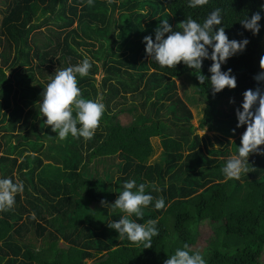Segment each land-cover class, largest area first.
<instances>
[{
  "label": "trees",
  "instance_id": "1",
  "mask_svg": "<svg viewBox=\"0 0 264 264\" xmlns=\"http://www.w3.org/2000/svg\"><path fill=\"white\" fill-rule=\"evenodd\" d=\"M0 4H6L0 26V178L20 183L14 175L19 172L33 190L21 181L26 196L18 193L13 207L0 211V264H87V260H92L90 264H164L184 244L200 252L206 264H264V152L249 156L248 171L239 179H225L222 168L238 151L242 135L238 122L216 117L222 98L261 88L264 82L254 79L264 56V19L258 34L239 22L258 11L264 0H208L197 8L188 7L187 0H0ZM110 6L122 10L117 19ZM215 8L222 10L221 26L229 39L246 38L249 44L222 65V70H232L237 87L213 94L210 82L202 83L195 70L182 62L175 68H160L150 61L143 38L155 39L161 19H168L175 31L187 16L203 22ZM94 37L101 38L102 53L92 52L99 59L90 60L87 76L77 74L83 98H105V112L93 138L57 140V133L41 117L45 133L26 134L32 116L39 115L32 109L39 104L43 87L56 70L85 59L79 50L94 46ZM128 50L131 57L124 53ZM98 62L106 71L104 88L96 84ZM212 63L205 59L201 68L209 79ZM188 72L207 102L200 127L221 130L230 149L218 152L203 146L191 122L193 113L177 90L176 80ZM121 90L132 93L134 101L114 111L110 102ZM137 100L145 113L134 103ZM123 112L133 113L129 123L122 122ZM15 133L18 143L10 139ZM154 137L161 139L163 150L150 163ZM47 138L52 153L47 158L57 164L45 163L38 155ZM260 148L264 150V145ZM85 153L89 162L119 158L117 180L107 170L94 177L85 172L90 164L82 163ZM126 180L145 183V191L154 197L142 218L132 217L139 223L158 220L159 235L152 238L151 248L121 240L107 225L122 213L108 215L101 201L114 203ZM161 197L165 207L157 210L154 203ZM33 212L36 219L31 217ZM205 224L211 225L213 235L199 246Z\"/></svg>",
  "mask_w": 264,
  "mask_h": 264
},
{
  "label": "clouds",
  "instance_id": "2",
  "mask_svg": "<svg viewBox=\"0 0 264 264\" xmlns=\"http://www.w3.org/2000/svg\"><path fill=\"white\" fill-rule=\"evenodd\" d=\"M207 3L208 0H187L190 8L201 7ZM262 13L264 4H261L258 11L239 22L246 30L258 34L262 27L260 21L264 19ZM222 22L220 8L209 12L203 22L187 16L177 24L178 30L175 31L168 19H161L155 29V39L150 35L143 38L146 54L160 68H175L182 62L186 67L194 69L202 83L206 80L210 82L213 94L225 88L235 89L236 77L232 75L231 69L222 70V65L229 58L242 53L249 40H230L225 28L221 26ZM205 59L213 62L208 69L211 73L210 79L201 72ZM91 67L90 60L85 58L74 66L56 70L55 75L43 87L42 98L38 102V114L41 118H46L44 123L51 126L60 141L69 136L91 140L105 112L102 97L83 98L78 86L77 74L83 78L89 74ZM260 69L254 77L257 82L264 81V56L260 58ZM236 116L237 127L246 125V130L241 136L238 151L227 159L222 168L227 180L239 179L242 173L248 171L249 156L255 152H264L260 148L264 145V90L259 87L246 90ZM147 186L145 183L137 185L135 180H126L114 203L101 201L108 215L117 210L122 213L118 220L107 223L108 227L116 230L121 240L127 239L131 244L143 246L144 249L151 248L152 238L159 235L157 219H148L144 223L132 219L133 216L142 218L143 209L152 204L154 197L145 191ZM22 191V183L14 182L8 177L0 178V211L11 209L16 195ZM164 207L165 201L162 197L155 200V209ZM31 217L36 219L34 212ZM164 264H206V260L200 252H193L188 244H184L182 248H176Z\"/></svg>",
  "mask_w": 264,
  "mask_h": 264
},
{
  "label": "rangeland",
  "instance_id": "3",
  "mask_svg": "<svg viewBox=\"0 0 264 264\" xmlns=\"http://www.w3.org/2000/svg\"><path fill=\"white\" fill-rule=\"evenodd\" d=\"M5 8H6V4H0V26H1L3 15L5 13L3 10H5ZM121 11L122 10H120V9H113L111 6L109 7V12L111 15L114 16L115 19H117L119 17V14L121 13ZM42 29H45V27H43ZM100 40H101L100 37L99 38L94 37L92 39V41L95 43L94 46H84V47H81V50H79V51H82L81 53H83L86 56V58H88L89 60L97 62L99 58H97L95 56V54H93L92 52L96 53L97 51H100L102 53L101 45L99 42ZM263 46H264V40H263ZM96 49H99V50H96ZM122 51H123V49L120 52L123 53ZM101 53H100V55H101ZM124 53L128 54L127 55L128 57L132 56V52L130 50L125 51ZM98 64H99V71L95 75L96 84L98 85L99 88H104L105 86L103 84V77L106 75V71H105V68H104L102 62H98ZM126 79L128 81H132L129 76H126ZM41 81H43V79H41ZM176 83H177V88H178L177 89L178 94L189 105V107L193 113V119L191 122L196 127V133L202 138L203 146L206 149L217 150L218 152H223L228 148L230 149V145L228 144V140H227V138H225V135L221 130H219L220 132H216V131L210 130V128H208V127L204 128V129L200 127V123H201V120H202V117L204 114L203 110H204V107L206 106L207 102L205 100V97L198 93L196 79L193 76V74L191 72L185 73L184 75H182L180 78H178L176 80ZM141 87H142V85H141ZM261 89L264 90V82L261 86ZM104 90L106 91L107 88H105ZM133 96L134 95L132 93L131 94H129V93L123 94L122 90H121V92H118L113 96V99H111V102H110V106L113 108L114 111L119 110L121 108H128V107L132 106L131 104H133L132 103L134 101ZM140 101L141 100H139V101L137 100L134 103H137L138 109H140L141 111H143L145 113L146 111L143 110V108L141 107ZM242 101H243V94L229 95V96L222 98L218 102V104L216 105V108L219 111V113L217 114L216 117L219 120H228V121L231 120L232 123L238 122L237 116H236V111L238 108H240ZM102 102L105 104V98L102 99ZM38 107H39V104L33 106V109H32L33 113L38 114V109H37ZM105 108H106V105H105ZM162 111H164V110H162ZM132 116H133V113L123 112V113H121L120 117L122 119V122L129 123L132 120ZM166 117L171 118V114L170 113L166 114ZM39 118H40L39 115H37V117L32 116V119L30 120V124H29V129H28V131L25 132L26 134L29 135V134L39 133L40 135H43L45 133L46 125L41 126L40 122H39ZM155 119H157V118H155ZM226 128H230V127H226ZM245 130H246V125L239 127L240 135H242ZM2 133H3V131H1V134ZM6 135H8V134H5V136ZM10 139L12 140L13 143H18L20 140L19 134L15 133L13 135V137H11ZM55 139H57L56 136H55ZM191 139H192V137H191ZM43 140H45V146L46 147L42 150V152L38 153V155L44 159L45 163L52 162L54 164H57L53 160H51V159L49 160V158H47V155H49L51 153V150L49 149L51 142L48 140V138L43 139ZM43 140H40V141H43ZM231 140H233V139H231ZM152 143H153V147H154V155L151 157V159L149 161L150 163L159 159L160 154L162 153V150H163L162 142H161L160 138H158V137L152 138ZM52 144H54V143H52ZM84 151H86V149H84ZM34 154L36 155V153H34ZM224 156L225 155H223V154H221L219 156L220 159H222V161L224 159ZM83 158H84V160L82 161V163L85 161H86V164L90 163V164H88L85 172L88 171V174L93 175L92 177L95 176L96 172H99L100 175H104L106 170L108 172H110L111 175H113V181H116L118 176L120 175L119 174V168H118V162L120 161L119 158H116L113 160H107L105 162H99L95 158L94 160H91L89 162L86 158V153H85ZM62 164H63V162L60 163V166H62ZM38 174H40V169L36 171V176H35L36 181L38 180V177H37ZM14 175H15L16 179L18 181H20V183L23 182L29 188L30 192H33V190L30 189L29 183L24 181V179L21 180L22 176L20 175L19 172H15ZM24 191L25 190L23 189V191H22L23 194H25ZM34 193L36 194L35 191H34ZM25 196H26V194H25ZM212 235H213V229H212L211 225L205 224V225L201 226L200 234L198 237V245L199 246L206 245ZM35 243L37 245L41 244L40 240L35 241ZM263 259H264V254H263ZM91 262H92V260H87V264H90Z\"/></svg>",
  "mask_w": 264,
  "mask_h": 264
}]
</instances>
